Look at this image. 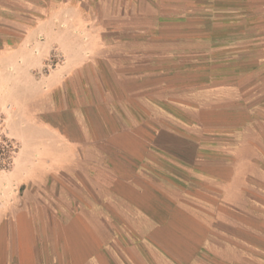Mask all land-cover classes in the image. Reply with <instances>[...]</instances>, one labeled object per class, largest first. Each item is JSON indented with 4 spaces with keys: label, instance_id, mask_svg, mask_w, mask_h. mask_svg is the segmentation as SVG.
I'll return each mask as SVG.
<instances>
[{
    "label": "crops",
    "instance_id": "obj_1",
    "mask_svg": "<svg viewBox=\"0 0 264 264\" xmlns=\"http://www.w3.org/2000/svg\"><path fill=\"white\" fill-rule=\"evenodd\" d=\"M83 1L0 0V93L21 73L54 114L63 85L64 128L43 129L64 153L48 168L78 166L95 190L93 208L51 192L0 196V264H264V0L128 1L102 17L94 54L73 32ZM45 3L48 15L69 10L70 41L47 86L31 72L56 35L22 15ZM74 120L91 140L74 145L79 160ZM124 215L143 221V240L120 239L134 228L114 223Z\"/></svg>",
    "mask_w": 264,
    "mask_h": 264
},
{
    "label": "rangeland",
    "instance_id": "obj_2",
    "mask_svg": "<svg viewBox=\"0 0 264 264\" xmlns=\"http://www.w3.org/2000/svg\"><path fill=\"white\" fill-rule=\"evenodd\" d=\"M128 1L142 3V0H84L82 3L88 8L85 21L82 23L81 27H79V23L74 24L75 31H73L76 32V35L80 34V36H82V40H78V43L87 48L88 52L94 54L98 51L101 42L100 36L102 34L100 27L102 17L107 19L113 8L117 9L118 5V8H123L122 5ZM48 7L50 8L52 5L45 3L43 5L41 4L39 9H24L22 12L25 18L28 16L32 19L33 16L34 20H38V24L34 25L37 32L44 34L51 32L56 35L57 41L55 42V46L50 47L48 51H46V49L43 51L45 54L42 56L43 64L31 72L34 81H38L45 86L49 84L47 78L52 74V71L59 69L60 65H63V48L70 43L65 32L68 24H66L64 19L69 10H65L63 4L57 5L56 9L52 10L49 14L53 17L54 15L57 17L54 20V24L53 22H49L51 26L49 30L50 26L48 25V21L50 20H48ZM31 11L34 12L33 15L30 14ZM24 27L25 29L23 32L28 33L31 31L30 29L27 31L29 26L25 25ZM41 38L43 39L44 37ZM104 45V49H107L106 42ZM18 75L22 80L20 84L23 83V85H17L15 81L8 82L9 86L4 90L5 94L1 95L0 93V146L5 142H8L10 145V151L6 160L2 161L0 164V196L13 191L39 192L45 195L51 192L55 193L57 197L64 196L67 199L71 198V205L73 204L72 208L78 207L79 204L85 208H93L95 201L91 198V195L93 197L95 196V190L91 188L90 184H86L81 168L77 166L76 170H72V174L68 173L69 175L63 168L56 169L55 171H49L48 168L51 162L60 160L58 159L59 156L62 157L64 153V140L59 138V145L55 146L53 144V135L43 129L47 128L48 123H59L60 127L64 128V113L60 110L63 108L62 105H60V103L63 102L62 96H64L63 85L61 84L56 90V95L54 92H51L49 95L50 98L57 99L55 105L59 110H56V113L53 114V110L50 109L51 105H48V97L45 96L43 98L39 96L41 102H37L38 92L35 85L32 84L33 82L29 81L26 76L23 78L24 76L21 73ZM80 123L81 122L75 120L72 122V125H76V128H78L74 131L76 132V136L71 138L73 141V160H79L78 158L80 157V152L76 150L77 148L80 149L78 147L79 145H74L80 144V142L84 144L90 143L91 141L89 137L86 138L84 136V130L79 128ZM223 123L230 124L231 122ZM87 124L88 132H90V130L93 129L91 125H93L94 122L88 121ZM258 127H263L264 129V122H258ZM80 130L82 131L81 135ZM262 138L264 143V137ZM83 155L85 157V153ZM90 155L91 153H87V159L90 158ZM21 162H30V164H32L30 165L31 169L27 168L25 170L21 166ZM24 171L29 173L32 172L35 184L33 183L32 185V183H29L31 181H22V184L17 182L18 177L21 176V173ZM19 182L21 181L19 180ZM121 212L126 213L124 210ZM114 223L134 227L132 232L131 227L129 233H121L120 239L130 243H136L135 241H137L138 237L143 240V233L141 231L143 221L140 220V218L124 215L117 218ZM135 252L142 253L143 250L136 248Z\"/></svg>",
    "mask_w": 264,
    "mask_h": 264
},
{
    "label": "trees",
    "instance_id": "obj_3",
    "mask_svg": "<svg viewBox=\"0 0 264 264\" xmlns=\"http://www.w3.org/2000/svg\"><path fill=\"white\" fill-rule=\"evenodd\" d=\"M3 141H6V140H3ZM9 151H10V145L8 144V142H5L4 144L0 146V164L2 161L6 160Z\"/></svg>",
    "mask_w": 264,
    "mask_h": 264
}]
</instances>
